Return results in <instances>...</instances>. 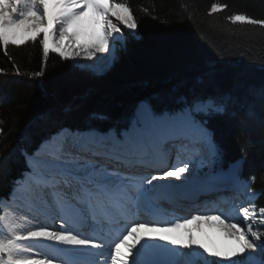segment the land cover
<instances>
[{"label": "trees", "instance_id": "obj_1", "mask_svg": "<svg viewBox=\"0 0 264 264\" xmlns=\"http://www.w3.org/2000/svg\"><path fill=\"white\" fill-rule=\"evenodd\" d=\"M114 1L129 6L138 28L132 35L118 24L125 44L100 75L58 53L43 57L42 36L0 44V197L27 167L23 150L32 152L62 126L121 127L141 100L157 110L177 109L181 96L215 95L239 80L236 101L209 127L220 164L239 161L264 207V24L230 19L264 20V0ZM213 4L224 7L213 11ZM210 65L220 69L219 87L206 77L197 81ZM38 71L43 77L33 75Z\"/></svg>", "mask_w": 264, "mask_h": 264}, {"label": "snow or ice", "instance_id": "obj_2", "mask_svg": "<svg viewBox=\"0 0 264 264\" xmlns=\"http://www.w3.org/2000/svg\"><path fill=\"white\" fill-rule=\"evenodd\" d=\"M219 7L224 6L213 4L212 10ZM86 17L91 31L84 23ZM112 18L126 26L129 31L138 28L129 6L113 0H0V44L7 48L25 41H37L42 36L39 44L43 57L47 58L50 52H54L65 61L75 64L76 58L91 60L97 54L110 53L114 34L121 32L118 23H114ZM230 19L264 24V20L251 19L243 14L233 15ZM107 66L91 64L85 65L81 70L100 73ZM219 71L220 69L210 65L202 76L197 77V81L203 82L206 77L210 85L219 87ZM33 75L43 77L44 72L38 71ZM240 87L239 80H236L232 89L221 90L215 95L181 96L177 101L181 107L175 111L164 110L161 114H156L150 106L141 102L131 126L119 136L114 130L107 133L95 130L86 133L76 131L71 132V139L59 143L46 159L39 158L40 149L35 154L24 152L26 165L37 178V195L44 197L45 188L54 193L60 186L66 194L70 193L74 209L80 210L83 207L88 211L116 194L129 200L143 198L146 193H142L140 197L129 194L126 188L130 178L125 177L119 170L110 171L109 166L130 167L148 147L165 140L184 139L204 143L215 157L218 146L213 141L214 134L209 126L213 120L227 114L229 106L236 101L234 92ZM99 118L104 117L101 115ZM69 131L62 126L57 137ZM57 137L46 138L42 147L44 143ZM213 163L214 160H209L208 166L211 167ZM203 164L202 160L201 165ZM189 171V163L184 162L182 166L177 165L164 171L162 176H152L148 184L170 178L183 180V174ZM26 174L21 173V178ZM209 179L215 180L216 177L209 174ZM241 211L243 223L247 224L246 229L238 223L226 222L227 218L222 219V213L192 215L170 226H159L151 221L133 223L119 242L115 243L112 264H129V257H134L131 264H147L135 257L141 249L152 247L145 237H154L161 233L175 235H159L160 241L183 246L189 250L185 253L186 256L196 254L204 258L203 262L189 258L179 264H264V232L255 230L250 223V208L244 207ZM260 213L264 214V208L260 209ZM205 225L218 228L232 242L233 247L228 251H219L202 243L197 233H202ZM41 240L76 248L99 247L92 239L82 238L71 230L55 231L49 227H36L25 235L16 234L7 242L0 240V254L7 253V259L0 257V264H54L52 259H14L20 251L16 241L36 243ZM211 257L216 259H210Z\"/></svg>", "mask_w": 264, "mask_h": 264}, {"label": "bare ground", "instance_id": "obj_3", "mask_svg": "<svg viewBox=\"0 0 264 264\" xmlns=\"http://www.w3.org/2000/svg\"><path fill=\"white\" fill-rule=\"evenodd\" d=\"M85 25L89 28V31L92 28L89 25V20L86 17L84 21ZM121 37V33L114 34L112 39V44L114 41ZM58 38V34H57ZM113 47V46H112ZM115 55V50L112 48L110 53L97 54L99 65L106 64L109 61H113V56ZM82 60L84 57H80ZM100 58V59H99ZM109 59V61H108ZM98 65V64H97ZM156 113V112H155ZM135 118V117H134ZM130 124L128 125V127ZM59 139H71V131L67 134L63 135V138L58 137ZM55 139L56 140H58ZM55 145L57 142L54 143ZM168 144L162 143L158 141L154 146H150L146 149L142 156L138 157L133 161L132 165L126 166L130 169H134L136 171H143V169H151L153 168L155 162L159 160L164 154L168 155L173 160V168L177 165L182 166L184 162H188L190 166V171L188 173L183 174L187 181L192 182H204L209 184L206 185L205 189H201L200 193L194 194L187 201L191 204V207L194 213H188L187 216H180L176 213L167 214L165 210L160 207V205L155 207V203H158V200L155 196L154 191L151 189L153 186V182L151 185L148 184V181L151 178H138L133 177L132 175H125V177L130 178L127 182L126 190L129 194H135L136 197H140L142 193H146L143 198L138 200L133 199L129 200L126 197L116 194L111 199L108 200L110 206H101L94 214L91 211L84 209L83 207L80 210H76L72 207V201L70 199V193L66 194L60 186L54 191V193H50L48 188L44 189L45 196L40 197L36 193V183L37 178L32 171H29V178L27 179V186L24 188L23 194L16 196L13 195V198H16L20 201L17 203L15 200H10L5 205V213L1 223L0 228V239L7 242L9 239H13L14 236L19 232H27L34 230L36 227H46V222L41 221L37 217H29V211H33L35 214L43 215L44 219H48L51 212L59 217L61 220L65 215H70L71 219V231L73 234H78L80 236H84L86 238L94 239L95 244L99 245L98 248H76L72 246L61 245L56 242L41 240L40 242L30 243V245L37 249V253L33 252H19L18 259L28 258L37 256L36 259H43L44 256L50 255L54 257L56 260L62 261L66 264H87L89 261L83 260L89 254H99V255H108L107 264H112L111 256L113 255V251L115 248V243L119 242V239L123 234H126L128 228L132 226L133 223L140 222H153L158 224L159 226H170L172 223H175L179 220L190 218L192 215H213V214H221L222 219L227 218L226 222L230 223H238L242 228H247V224L243 223V213L241 211L242 208H249L252 204V197L246 198L240 205V211L238 215L232 216L228 213L218 212L212 208H203L198 204L201 201H204L202 197H207L210 194L216 193L218 190L214 186H218V182L224 181L227 182V179L235 178L239 176L235 171H229L228 169L221 168L220 172H216L218 166L213 165V168H208V162L201 155L200 151H186L184 153H176L174 150H170L167 148ZM55 149H53L54 151ZM48 153L46 151L40 152V159H46ZM204 161V164L201 165V161ZM216 164H220L216 161ZM113 165H110L109 168H112ZM114 167V166H113ZM122 167V166H120ZM205 168H208L207 170ZM121 169V168H120ZM119 170V169H118ZM206 170V172H201ZM112 171V170H111ZM144 173L147 170L143 171ZM209 174L216 177L215 180L209 179ZM222 179V180H219ZM258 192L256 191V194ZM239 198L242 197V194H238ZM63 206V207H61ZM98 208V205H95ZM146 209L152 210L154 212L153 216L148 217L145 214ZM106 210H109V214L106 213ZM133 210H141L144 211L139 216V219L129 218L128 223L120 220L123 217H126L128 212ZM176 210V209H175ZM110 214L113 216L109 217ZM59 215V216H58ZM258 211L253 218L251 215L250 223L253 224L254 229L259 228L258 219ZM117 217H121L118 219ZM110 218V219H109ZM100 219H104V221L108 223H113L109 225L110 230H106L104 235H97L94 231L95 228L100 227ZM153 220V221H152ZM121 221V225L119 224ZM124 221V220H123ZM53 223V220H52ZM159 235H175L173 233H161L156 234L154 237H145L144 239H148L150 244L152 245L149 249H141L135 259H139L141 261H146L147 264H179V262L192 258L198 259L200 256L193 254L191 257L186 256L185 253L189 252L188 249L184 248L181 245H172L170 241H160ZM198 238L202 243L208 244L210 247H213L214 250L219 251H228L233 245L232 242L225 238L222 232L218 228L204 226V231L202 233H197ZM107 244H110L106 250ZM139 247V246H138ZM108 251V254H104ZM122 251H126V249H122ZM132 259L134 257H129V264H131Z\"/></svg>", "mask_w": 264, "mask_h": 264}, {"label": "rangeland", "instance_id": "obj_4", "mask_svg": "<svg viewBox=\"0 0 264 264\" xmlns=\"http://www.w3.org/2000/svg\"><path fill=\"white\" fill-rule=\"evenodd\" d=\"M114 21H115V23H118L116 20H115V18H112ZM113 21V22H114ZM118 24H120V23H118ZM122 25V24H121ZM123 26V25H122ZM118 27H120L121 28V26H119L118 25ZM125 29H126V31H128L129 33H131L132 35H136V30H134V31H129L127 28H126V26H123ZM121 37L119 38V39H117L116 41H114V43L112 44V48L115 50V55L113 56V57H115L114 59H113V61L111 62V61H109V59H108V61L109 62H107L106 64L108 65L106 68H104V70L102 71V72H100V73H94V74H98V75H100V74H102V73H104L106 70H108V69H110L111 68V66L113 65V63H114V60L116 59V57H117V49H118V47H117V45L119 44V43H121L122 45H124L125 44V39H126V35H125V33H124V31L122 30V28H121ZM100 59V58H99ZM98 58H92L91 60H89V59H87V58H84L83 60L81 59V58H76V61H75V64L73 63V62H71L74 66H77V67H79V68H84V66L85 65H91V64H100V63H97L98 61ZM105 64H103V65H100V66H104ZM93 73V72H92ZM145 103V102H144ZM141 105V103L139 104V106ZM139 106H138V108H139ZM137 110V109H136ZM136 110H135V113H136ZM155 112V111H154ZM99 118V117H98ZM130 126H131V124H130ZM129 126V127H130ZM89 131H92V130H95V131H98V132H101L100 131V129L101 128H99V127H93V126H89L88 128H87ZM218 155V154H217ZM215 165H217L218 166V168H217V171L216 172H220L222 169L221 168H223V166L221 165V164H216V161H215ZM209 168V167H208ZM208 168H205L206 170L208 169ZM206 170H204V171H201V172H206ZM223 171V170H222ZM235 172H237L238 173V171H236L235 170ZM32 173V172H31ZM31 173H30V175H31ZM1 203V202H0ZM3 215H2V217L0 218V221L3 219ZM256 219H258V224H259V228H257V229H255V230H259L260 231V229H261V232H264V224H262L261 222H264V214H261L260 213V210L258 211V216H257V218ZM0 228H1V226H0ZM82 238H86V237H84V236H81ZM1 240V239H0ZM110 245H108V247H109ZM107 247V248H108ZM113 254H114V251L112 252ZM1 257V256H0ZM37 257V256H36ZM30 258H32V257H30ZM203 257L202 256H200L199 258H198V260H200L201 262H203ZM210 259H216L215 257H211Z\"/></svg>", "mask_w": 264, "mask_h": 264}, {"label": "water", "instance_id": "obj_5", "mask_svg": "<svg viewBox=\"0 0 264 264\" xmlns=\"http://www.w3.org/2000/svg\"><path fill=\"white\" fill-rule=\"evenodd\" d=\"M235 167V166H234Z\"/></svg>", "mask_w": 264, "mask_h": 264}]
</instances>
